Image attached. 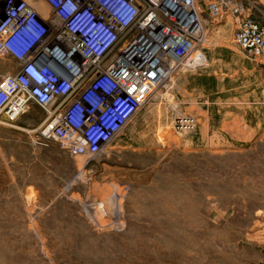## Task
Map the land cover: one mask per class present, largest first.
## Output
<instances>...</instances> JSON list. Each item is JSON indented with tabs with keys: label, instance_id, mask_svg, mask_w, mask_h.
I'll use <instances>...</instances> for the list:
<instances>
[{
	"label": "rangeland",
	"instance_id": "374dc122",
	"mask_svg": "<svg viewBox=\"0 0 264 264\" xmlns=\"http://www.w3.org/2000/svg\"><path fill=\"white\" fill-rule=\"evenodd\" d=\"M206 30L197 66L95 157L43 140L34 104L0 114V264H264V64L230 17Z\"/></svg>",
	"mask_w": 264,
	"mask_h": 264
},
{
	"label": "built area",
	"instance_id": "2783aa9c",
	"mask_svg": "<svg viewBox=\"0 0 264 264\" xmlns=\"http://www.w3.org/2000/svg\"><path fill=\"white\" fill-rule=\"evenodd\" d=\"M258 12L254 0H0V58L15 63L0 78V114L14 123L34 104L43 140L95 157L156 91L197 66L206 20L230 17L233 44L264 62ZM175 125L187 132L195 120Z\"/></svg>",
	"mask_w": 264,
	"mask_h": 264
},
{
	"label": "crops",
	"instance_id": "0c3cea01",
	"mask_svg": "<svg viewBox=\"0 0 264 264\" xmlns=\"http://www.w3.org/2000/svg\"><path fill=\"white\" fill-rule=\"evenodd\" d=\"M259 2H261L263 5H264V0H259ZM37 7H43V6H41V5H36ZM261 64H264V62L263 61H257L256 62V65L257 66H260ZM261 67V66H260Z\"/></svg>",
	"mask_w": 264,
	"mask_h": 264
},
{
	"label": "bare ground",
	"instance_id": "6f19581e",
	"mask_svg": "<svg viewBox=\"0 0 264 264\" xmlns=\"http://www.w3.org/2000/svg\"><path fill=\"white\" fill-rule=\"evenodd\" d=\"M36 7H37V6H36ZM37 8H39V7H37ZM39 9H40V10H43V7H40ZM198 63H199V62H198ZM149 102H150V101H149Z\"/></svg>",
	"mask_w": 264,
	"mask_h": 264
}]
</instances>
